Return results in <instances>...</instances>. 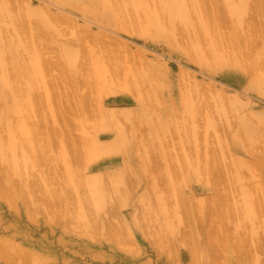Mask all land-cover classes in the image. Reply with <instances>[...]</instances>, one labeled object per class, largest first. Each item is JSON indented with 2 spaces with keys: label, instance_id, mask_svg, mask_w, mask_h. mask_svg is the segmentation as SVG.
Returning <instances> with one entry per match:
<instances>
[{
  "label": "rangeland",
  "instance_id": "obj_1",
  "mask_svg": "<svg viewBox=\"0 0 264 264\" xmlns=\"http://www.w3.org/2000/svg\"><path fill=\"white\" fill-rule=\"evenodd\" d=\"M63 1H66L67 3H64ZM92 1L93 4H91ZM117 1L115 0H105V1L104 0H10V1L8 0L6 1V2H12L10 4L11 7L12 6L13 7L11 10L9 9L11 13L13 12L12 15L14 13H17V10H19L20 8L22 9L21 5L24 6L23 8L26 9V11H24L23 9V13L25 12L26 15L22 13H20L19 15L18 13L21 10L18 11L17 13V16L20 17V27L22 29L23 27L25 28L24 31L21 32L20 36L18 35L17 37L19 38V41L16 42L17 40L16 36L15 38L12 36L16 34L17 31L20 32L21 29L17 24L18 20L16 19V17L12 16L11 18H4L5 23L1 24L6 28L1 27V31H0V35L3 36L0 37V41H2L0 42V44L1 43L3 44V46L2 44L0 45L3 48L1 49L0 47V55H2V57L4 56L2 62L0 60V68L3 69L2 73L7 74V76L11 79V82L14 80L12 82L15 86V87L13 86V88H15L13 89L15 90L13 91V93L18 94L20 92L22 93L21 95L22 97H26L25 94L27 92L28 93L31 92L29 96L31 97L30 98L31 100L33 98V103H34V106L32 107L31 111L32 113L35 114V116H33L34 117L33 120L36 119L39 121L42 120V124L44 123V125L45 124L48 125V126L47 125L43 126L41 124V129H44L43 127L46 128L47 126L49 128H53L59 133L63 131L64 127H66V130L64 132V134L65 133L67 134L66 138H68V140L72 144L73 143L75 144V142L77 141L79 142V140L76 141L75 139H80L81 136L83 135L82 133L83 131L88 132L87 136H91L92 135L91 133L93 132L92 128L95 127L96 123L98 122L99 116L102 117L103 114L97 115L98 117L95 115L98 114L99 112L96 109V105L97 107L99 106L98 104H96V102L98 103L99 101L100 105H102L104 107L103 109L105 110H115V107H118L119 109L116 108V110H119L120 112L127 111L129 109L132 110V112L134 111V114H138L139 102L137 101V99L144 100L147 104L149 101L154 102V100L150 99L147 95H149L148 93L151 94L153 93L154 87L156 85L155 82H157L158 84L157 86L161 85L162 88L166 87L164 85L169 83L170 85L169 88L171 90L173 88V91L174 90L182 91V89H184L182 85L184 82H185L184 84H186V80L188 78H185L186 80L184 78L181 79L182 74L179 72L180 71L182 72V70L183 73L188 71L186 73V76L188 74L189 76L190 74L192 76H195V77L190 76L189 77L190 80H192L193 78L196 82L199 83L198 86L201 87L202 85H211L213 87L212 94L217 97L223 96L225 102L221 103L218 100L221 104L217 103L213 101L212 99L214 97L213 96L209 99L211 101L212 107L206 106V108H204L199 113L193 114L190 118L185 117L184 119L180 120L181 121L180 123L175 118V122L174 124H172L173 126L170 125V131L173 129V131L170 133V144L179 145L177 144V141L179 142V138L178 135L176 134V131L179 130L181 133V140L179 146H182L183 149L181 150L180 147H174L175 152H177V150L179 149L180 152L191 154V152L194 151L195 145L197 144H198L197 150L200 152H202L203 150H207L208 148L211 149L212 153L207 154V157H210L212 154H215L217 159L221 161L222 166L220 167L221 168L220 174L221 176H224L221 179V182L223 183L221 185V188H222V192L228 193V199L223 200L224 204L221 205V208L219 209H211V208L207 209V202L209 203L213 201L208 196L210 193L206 192V193L198 194L196 195L195 200L199 201L200 197L203 196L204 200H200V202L202 201L203 203L204 201V203L203 204H201L200 202L195 203L194 200V202H192L193 204L191 207L192 209L190 208L191 209L190 214L187 213V217H189L190 215L191 217L190 220H193L190 221L189 224L191 225L192 224L191 222H193V225L190 226L189 224H186L187 220L185 218L187 217H185L186 215L184 214V212H181L180 209L178 210L179 220L177 219V217L174 219L176 223L179 221V223L176 224L173 221L172 219L173 217L169 212V210L171 209H169L168 206L165 205L166 199L167 202H169V200L172 199L171 194L173 193L172 191H171L172 193L169 192L171 198L165 197L168 195L167 191L171 190L169 188L170 187V184L168 183L169 180L165 179L167 178L165 173L163 174L162 172H159L160 174L166 176V177L163 176L164 177L163 179H160L161 177H159L157 181L156 180L152 181L151 179H149L151 181L150 182L145 178V176H141L138 179L134 178L136 179L134 180L132 177H135V175H133V172L130 171L132 173V177L130 179V181L132 180L131 183L133 182V184H135L137 182L138 183L140 182L139 183L140 185L138 184H136V186L133 185L135 187L130 185V187L132 186L133 192L131 193L129 189L128 190L129 196H125L124 200L122 201L128 200L131 201L133 204L132 205L120 204L122 205V208L120 207L121 209H118L119 211L116 210L115 214L108 211V209L105 211V208L92 209L94 205L90 204L92 206L89 205L87 206L85 205L86 200H84L88 196L87 194H89L90 196L87 197V199L92 198L91 193H88L90 192V188L88 187V185H87V188L89 189V190L87 189L88 192L85 188L86 184L88 183V180L84 178L86 179L85 181H87V183H84V180H82L83 182H79L81 184L77 183L78 184V186L76 185L77 188H72L67 184L64 178L65 172L68 171L67 165L70 166L71 169L70 171L72 174L74 172L76 174L77 172L74 170H78V169H80L79 170L80 172L83 170L84 172L82 171V173L87 177L93 176L94 173L96 174L101 172V170H97L98 168H88V163L86 162L88 160L87 159L88 157L86 158V160H82L81 156H83V158L85 159L84 153H86L85 148L87 149V147H85L84 145H86L88 140L87 139H86L87 141L85 140L86 142L85 144L83 143L84 141L79 142L82 143L83 146L80 147L78 146V148L83 151L85 150L84 152L81 151L83 153L82 155L79 154L81 161H83L81 163L78 162V160H80L79 158H77V161L75 162V160L72 158L75 155L71 156L69 160L70 162H68L67 159H69L68 157L70 156H68L67 154L69 155L73 153L76 154V152L79 153L80 151H74L73 149H71L72 148L71 147L70 148L71 151L69 150L70 151L69 152L67 149H65L66 145H62L64 143L58 142L57 144V141L59 139L58 140L56 139L57 141H55V144L57 145H55L53 142L55 139L53 141L51 140L54 146L52 145L53 146L52 148L50 147L48 148L49 150L48 149L45 150L47 154L44 152L45 154L43 153H42L43 155L40 154L39 155L40 157L37 155V157L39 158L32 157L36 155L31 156V154H33V152L31 153L30 151L31 148L30 149L25 148V146H23V141L21 140L24 139V141H26L25 137L24 136L22 137L23 135L22 121L20 120L19 122L20 124H19L16 121L17 119H15L18 118V114L11 112L8 113L7 115L5 114L0 115V134H2L0 140H3L2 141L3 144L4 145L6 144L7 146L6 145L5 146L8 147L9 136L15 134V136L19 138L20 135L19 139L20 141H22L21 143L23 148H25L24 150L25 151L29 150L28 153L27 152L25 153V151L24 153L29 156V152H30L31 158L28 161L27 165H22L23 161L18 160L19 158L16 157L17 164L18 161H20L21 164L19 163L20 164V166L18 165L19 168H17L16 166L17 169L15 167L13 169L12 167L13 165H11L12 169H10L9 161L15 158V157L14 158L11 157L15 156L16 154L17 156L20 157V155L23 154L20 152L22 150V147L19 146L18 144L20 143V141L19 142L16 141L17 143L15 142L17 144L16 146L17 150H14L13 153L16 151V154L11 155L12 153L11 150H13L15 146H12V149L11 147H9L10 149L8 148V150L6 149V147H4L3 153L1 152L2 155L4 154L3 157L6 159L3 160L7 161L8 163L6 162L2 163V158H3L2 157L0 159V169L6 175L11 174L12 176H10V179L12 178L13 181L15 180L13 184L12 181H10V184H12V189L14 190V192L13 191L12 192L14 194L15 200L13 201V203H9L5 201L0 195V241L3 240L5 242H9L15 245L17 248H21L29 252L30 254H33V256L39 257L41 261L45 264H264V205L261 206L262 208L261 210L258 211L259 212L258 215L256 211L258 207H256L257 209L255 210V207L253 208L249 204L248 198L244 193L245 188H241L237 186V184L231 183L229 178L227 182L225 177L227 173H228V177L230 175L231 176L234 175L233 173L236 169V164H235L236 161L242 160L244 162H247V160L249 159L247 157V151L244 152L234 147L235 145L233 143V138L237 137L239 139L237 140L239 145L243 142H246V138L248 136L247 128L249 127L248 123L252 125L257 124V119L255 118L254 114L251 116V113L253 112L260 113L259 111H264V94L262 93V95H258L257 93V88L259 87V85L264 87V78L260 77V76L262 77L264 76V64L263 66L260 65L262 67L260 66L259 68L257 67V69L260 70L259 73L258 74L256 73L255 75L254 72L258 70L257 69L255 70L254 68H253L254 72L252 71L253 72L252 74L251 71H245V69L237 72L233 71L234 68L230 64V59L232 58L235 59L234 57L235 51L233 52V55H230L229 50L231 49L228 47V44H225L228 43L230 39L234 40L233 38H235L234 41L240 40L242 41V46H244L243 41L246 40L248 35L243 34L245 33L246 27L245 26L241 27L242 26L241 24H243L244 22L243 20L246 19L245 20L246 22L244 23H247V21L249 20L247 17L248 16L247 11L249 9L247 8L248 10L246 9L242 15L243 17L246 15L244 17L245 19L240 18V21L237 22L235 18H232L229 12L227 13L226 9H228L231 5L239 4V1L229 0L227 6L224 0H219L218 2L221 4V11L225 10L224 13L222 14L225 16V17L223 16V18H226V21H223L224 24L222 22H217L220 25H222V27H220V25L218 24L219 25L218 28V25L216 23L217 27L213 25L214 28L211 29L214 30L218 28L219 29V31H217L218 34L221 29L222 33L220 35H216L217 32L215 33V31H214L215 34H213L215 36L212 35L214 39L216 36L220 37L221 39L216 38L217 41L215 40V42H212L214 39H212L211 34L209 35L208 32L207 34L205 32L206 36L207 37L209 36L208 39L210 38L209 40L211 41V42L209 41L208 43L205 42V38L204 40H202L200 37H198L200 36V34L201 36H205L204 32L203 34L202 32L201 33L199 32L200 30L198 27L197 29L199 31L196 29L192 33L195 35V33L197 34V32H199L200 34H198L197 37L201 40V41L198 40L199 42H196V45L197 43L201 42L200 43L201 46L200 44L197 45V47L199 46L200 53L196 52L195 54L196 56H195L193 53L189 51L191 47H194L193 46L194 43L193 44L190 43L189 40L190 38H192L191 35H189L191 32L188 33V36L186 35L187 37L190 36L189 38H187L184 35L185 33L180 35L181 34L180 32H177V34L180 33L179 34L180 36H177V34H173L168 38L159 36L156 33L150 31L149 28L147 29L145 21L142 18L143 15L139 13L140 11H137L139 9H136L135 7L133 8V4L136 0H132V1L128 0L129 2L126 0L124 1L121 0V2L123 3L120 2L118 4L115 3ZM0 2H2V0H0ZM142 2H144V4H149V5L154 4V3L151 4V2L148 3V1L146 0H142ZM155 2L157 1L155 0ZM82 3L85 4V5L83 4L84 6L86 7L88 6L89 8V10L88 8H86L85 11L86 13H82L78 9H73L74 5L79 6L78 4H81L82 6ZM19 4L20 6H16ZM104 4H106V6ZM113 4L119 6L118 7L119 9L113 8L114 7ZM123 5L126 6L128 5V7H124ZM130 5L132 8L129 7ZM16 7H20V8L15 9ZM122 7L124 8L123 10ZM45 8H47V10H44ZM48 9L51 10L56 15H61V16L65 15V17L72 16L71 18L76 20L79 24H84V25L88 24L87 26L91 28L92 32L100 33L99 34L101 35L100 36L101 38L99 37L100 39L96 37L98 39L95 38L96 39L95 40L93 37L94 41H96L95 43L89 42L91 44L89 46L87 42V46L89 47L92 46L91 49L95 50L94 54L92 53L93 51L91 53H86L84 51L86 47L85 46L84 49L82 48L83 52H81V54L80 52H77V56L80 57V60L78 59V57H75L74 64L73 63L69 64L68 57L65 53V46L63 45H65V40L71 38V36H67V37L63 36L64 30L66 29L52 28V30H54L53 32L51 30L52 22L47 24L42 23L41 16L47 17L48 13L41 14L39 12H43V11L49 12ZM114 9L115 10L118 9V13L119 11L121 12L123 11L125 15L123 13H119L120 15H118V13L116 14L117 11H114ZM51 11H50V15L48 14L49 16H51ZM121 16L122 18H120ZM69 17L68 19H71ZM12 18H13V23H11ZM26 20L29 23L32 20L34 25L33 23L28 24ZM192 20L193 22L195 21L194 19H191V21ZM205 20L202 18L203 21L202 23L204 24L207 23V25L206 24L205 25L209 27L210 23L212 22L208 23L209 21L207 20L206 22H204ZM35 22L36 23L39 22V23L36 24ZM60 25L62 27L64 25V22H62ZM120 25L123 27H120ZM195 25L196 22L194 26ZM13 27L16 28V32L14 33L12 32ZM68 28L69 30L72 29V27L70 26ZM5 29L6 30L9 29V30L6 31ZM26 30L28 32L30 31L29 33L31 35H29ZM36 30L37 32L38 30H40L39 32H41V34H44L45 32L50 33V37L48 34L45 33L46 35L38 34L39 36L38 38V36L36 35L37 33L36 34L33 33ZM57 30H62L63 31L61 32L62 35L59 33L60 31ZM69 30L68 32H65L66 33L64 34L65 36L71 33L69 32ZM32 33L35 35H33ZM55 34L56 36H54ZM32 35L34 37L36 36V40L34 39V37H31ZM90 36L91 35H89V37ZM94 36L96 35L94 34ZM102 36H104L106 39L112 38L113 41L116 42L111 43L108 40L109 42L108 43L107 40L104 39V37ZM5 37L8 38L13 37L12 40H15L16 43L15 42L12 43V45H10L11 48L8 47L5 44V40H7ZM176 37L179 40H176ZM228 37L230 39H228ZM194 39L196 40V38ZM251 39L252 38H250L249 40ZM97 40H101L105 44L107 42L106 46L105 44ZM221 40L224 41L225 43L223 42L221 43ZM188 41L189 44H187ZM97 42H99V44ZM216 42H220V45L218 44L219 46H216L217 44ZM39 43L40 45L43 43L46 45L48 44L47 46L49 48L46 45L39 47L40 46ZM92 43L94 44V46ZM212 43L214 44L216 43V44L213 45ZM102 44L105 47H103ZM108 44H110L109 46L110 48L112 47L111 46L112 44L114 46L115 44H117L116 45L117 47L115 46L112 47L114 49H109V47H107ZM190 44H192V46ZM248 44L249 42L246 45ZM259 44L261 46L264 45L258 42L257 45ZM96 45L97 46L101 45L103 49L107 47V50L105 49L106 53L110 51L111 54L108 55L109 54L108 53L107 54L108 56H106V54H103V56H101L99 53L101 52L100 49L102 48L98 46L100 48L99 49ZM246 45L245 47H241L239 50L243 51V53H246L247 55H250L248 60H250L252 57H255L253 53L257 50L258 51L255 52L254 54L258 56H263L264 46L262 48L258 47L260 49L259 50L258 48H256L257 47L256 43L251 45L252 47ZM255 45L256 47L254 48L257 50L252 49L253 46ZM36 46H38V48ZM44 47L47 48V50ZM197 47L195 46L196 51H197ZM125 48L128 50L126 51L128 54L124 53L125 52L124 50H126ZM190 50L193 51L194 49H190ZM39 51L40 53L41 51L44 52L39 55L38 54ZM238 51L236 52V55L238 54ZM84 52L86 53L85 55L86 57L84 56L85 54ZM87 52L89 51L87 50ZM112 53L115 55H113ZM137 53L140 54L141 56L139 57ZM78 54H80L81 56ZM221 54L224 55V57H226L227 60L229 59L228 60L229 67L228 69H226L227 68L226 67L225 68L226 70H224L227 72L211 71L213 68H209L210 66H213L214 63H215L214 66H217L215 61L219 60L220 62H223L221 59H219V57H222ZM92 55L94 56L96 55V58L99 55L98 58H100V60L103 61V62L99 61L100 62L99 66L102 67V69L103 68L106 69L105 72L103 69V78L105 77L106 79L105 81H107V83L100 82L98 81V79H96L95 77L96 72L94 73L95 71L94 67L95 65L97 67L99 63L95 61L94 63L92 61L94 60V58L91 57ZM111 56L112 59H110ZM214 56H215L214 59H216L215 61H213ZM108 57L110 58L108 59ZM190 57L192 58L190 59ZM195 57L196 58L198 57L197 61L199 60V63L196 61L198 64H196L195 61H192V59H195ZM42 58L46 59V62H42L41 61ZM199 58H201L202 60H200ZM115 59L116 61L115 62L113 61L115 63L113 65L115 66L113 67H116L117 69L118 68L117 66L120 65L119 71H117L114 68L118 72V76L120 75L118 80L116 79L117 76L116 72L114 73L113 70L111 69V72L116 74L114 75L113 73L110 72L113 77L112 79V77L110 76L111 74L109 75V71H108L110 70L111 64L113 63L112 60ZM66 61L68 65L66 64ZM76 62H78V64ZM91 62L92 64H88ZM109 62L112 63L109 64ZM139 62L140 63L142 62L141 65ZM93 63L95 65H93ZM127 68L128 70H126ZM136 70L137 71L139 70L138 76L136 75L137 73L134 75ZM125 71L127 73L126 75L124 74ZM0 74H1V69H0ZM124 77L128 82L126 80L125 81L123 80L125 79ZM137 79L138 80L141 79V82L145 85V87L146 85L148 86L147 88L148 90L143 89L144 93L140 91L141 90L140 88H143L142 87L143 85ZM154 79L156 80L154 81ZM180 79L182 82V84L180 83L181 85L179 84ZM74 80L76 81V83L73 82ZM109 80L112 81L110 82ZM113 80H116V83L117 85L118 84L120 85V86L118 85L120 88L116 85V83L114 84L112 83L115 82ZM119 80L121 81V83H119L120 82ZM61 82H63V85ZM64 83L66 86L68 84V87L66 88H69V90L67 89L69 93L66 92L69 95V97H67V99L65 100H63L64 97H62L63 95L66 94L65 91H64L65 94H62V96H60L61 94L60 95L57 94L59 90L60 92L66 90L64 87H62L64 86ZM122 83L123 84L125 83L124 87L126 86L127 88V89L125 88L123 89L126 92L128 100L121 101L118 99V101L115 100L117 103L113 104L114 102L111 101V98L113 97L112 94H108V95L103 94L104 95L103 96L102 94H100V92L98 93L99 89H97V87L99 85L103 86L104 84L106 89L107 87H109L111 92L115 93L122 88L121 87ZM189 83L190 82L188 79L187 84ZM132 84L134 86L135 92L133 91L134 93L132 92L131 94L130 91L134 90ZM112 85H116L117 87ZM127 85H131L132 90L128 89L130 87L129 86L127 87ZM186 87L188 88L189 86ZM170 89L168 90V92L165 93L163 92V94H165V98L161 96L160 94L161 91L158 92L159 93L158 96L163 100L166 101L170 100L171 102H174L175 99L171 100L174 97L171 96L170 98V96H168L169 93L171 92ZM215 89L219 91L217 95L214 93ZM196 90L197 88H195V91ZM173 91L172 94H174ZM198 92H200V95H204V96L209 94V93L207 94L205 90L203 91L204 93L202 92V94L201 91L198 90ZM97 95H100V99ZM105 95L107 98L105 97ZM101 96L103 97L101 98ZM96 99H98V101H95ZM207 99L206 101L205 100L204 101L209 102ZM82 100L87 101V102L84 101L85 102L84 110H86L84 114L85 116H89L87 117L88 120H86L87 125L85 127L83 126V129L79 127L78 125L79 120H77L79 118L76 119V117L79 116H77V114L74 112V110L77 112L80 106H83L84 102ZM122 102H123V106L120 105ZM78 103L79 104L82 103V105L81 104L79 105ZM1 104L3 105L4 101H2V103L0 102V105ZM87 104L90 105L91 107L86 106ZM75 105L79 106V108L77 107L76 109ZM85 107L89 109L87 110V108L85 109ZM132 107L134 110L132 109ZM23 108L24 107H22L21 109L24 110ZM59 110L60 111L62 110L64 116H66L67 119H69L68 121L69 124H67V126L62 122V119L59 117L58 114L59 112H57ZM89 110L96 112V113L93 112L96 118L94 117L92 112H89ZM139 115L140 118L138 117V119H136L137 122L135 120V123L140 124L139 126L138 125L137 126L140 127V131L143 130L145 132V136L146 134L148 135L149 132L156 131V129L153 128L154 126L150 123V121L148 122V119L145 116L143 117V115L140 113ZM20 116L21 115H19V118ZM141 118H142L141 120L142 122L140 121ZM143 118H145L146 121H144ZM251 118H253L254 121H252ZM76 120L78 121L77 124L78 127L76 126L77 123ZM124 121H127L128 124H130L131 122L127 119H124ZM8 122L10 124H8ZM28 123H30V120ZM91 124L92 125L95 124V125L92 127ZM176 124L179 125V128H177ZM144 125L150 128L151 131H149V129H147ZM15 126H17V128H15ZM133 127L134 126L132 125L131 128ZM11 128L16 130V131L14 130L15 133L14 132L12 133L13 130H11ZM131 128L128 129L130 130ZM6 129H8V131L10 130L12 134H10L9 131L8 132L9 136H8ZM262 132H264V128H262ZM34 134H30L29 137L31 138V140L33 139L37 140V135L39 133L36 135V139L34 137ZM193 135H196L195 141L193 139ZM39 137L40 138L42 137V139L40 140V138H38V142H40V144L44 146L43 145L44 137L43 136H39ZM18 138H16V140H18ZM50 138L53 139L54 137L52 136ZM152 138L153 139L151 140L153 142L154 140H156V142L158 141L157 138L154 137ZM184 138H188L189 141L184 140ZM258 138L260 142L262 140L264 141V137L259 136ZM34 143H36V141H34ZM146 143L148 142L146 141ZM59 144H61V146L64 147H62L61 149ZM74 144L72 145L73 147L76 146V144L75 145ZM24 145L27 144L24 143ZM20 147L21 150L19 151ZM81 147L83 148L81 149ZM244 147H248V144H246ZM156 148H154L155 151L153 150L154 152H156L154 153V155L157 154L155 157L159 159L161 157H159L158 155H160L161 152L160 149L159 151H157L158 148L157 149ZM60 149L62 150L61 153H59V151H61ZM88 150H90V147L89 149H87V151ZM6 153L7 155H5ZM18 153L21 154L18 155ZM62 153H65L68 157L63 159V156L65 154L63 155ZM86 154L87 155L85 156H88V152ZM71 160H73V163L74 162L75 163L78 162V163L73 164L74 166H72ZM84 161L87 163L86 165L84 164ZM130 161H132L130 162L132 164L134 159H130ZM83 165H85V168L82 167ZM133 166L134 165H132L131 167ZM194 170H196L197 172V167H195ZM239 170H244V169L239 168ZM2 171H0V173ZM107 171L108 169L105 170V172ZM3 172L1 174H4ZM80 172L77 173V176L78 174H80ZM130 175L131 174L129 173L128 176L130 177ZM179 175L181 174H178V176ZM243 175L246 176L247 175L246 172H244ZM75 176L74 179L76 180V178H78L77 181H79V177L77 176L75 177ZM141 178L143 179L141 181H138ZM249 178L251 179V177ZM167 183L169 184L168 187L166 186ZM191 183L193 182L191 181ZM225 185L227 186L225 187ZM14 186L17 188L20 187V189L17 190V188H14ZM164 188L167 190H165ZM172 189L175 190L173 187ZM163 190H165L167 193L163 192ZM85 192L87 193L85 194L87 196L83 194ZM56 194L62 197L60 201H57L58 199L56 198L58 196ZM55 195L57 197H55ZM162 195H164V197ZM140 196H143L144 198H141ZM119 200L121 203L122 201L120 198H118V201ZM90 201L88 200V202L87 201L86 202L90 203ZM144 201L147 204H143L145 203ZM173 201H172V205H176V202H178L177 200L174 202ZM112 203L114 202L112 199H110L109 204L111 205ZM87 212H89V214L82 216L84 213ZM140 222H142L143 225L140 226L139 224ZM168 223L170 224V226ZM256 243H259V245L256 246ZM255 247H257V249ZM213 251L214 253L211 255L210 252ZM33 258L34 257L32 256L29 257L28 261L26 260V263L27 264L28 262L29 264L34 263ZM0 264H3L1 260H0Z\"/></svg>",
  "mask_w": 264,
  "mask_h": 264
},
{
  "label": "bare ground",
  "instance_id": "obj_2",
  "mask_svg": "<svg viewBox=\"0 0 264 264\" xmlns=\"http://www.w3.org/2000/svg\"><path fill=\"white\" fill-rule=\"evenodd\" d=\"M6 1H8V0H2V2H0V31H1V27H5V26L1 25V24L5 23L4 18H11L12 16L16 17V19L18 20L17 24L19 25V28H21L20 27V17L17 16V13H18V11L21 10L22 12L20 11L18 14L19 15H20V13L25 14V12L23 13V9H24V11H26V9L23 8L24 6H22V5H21L22 9L20 7H16L15 9H17V8H20V9L17 10V13H14L12 15L13 12L11 13L9 11V9L11 10L12 7H13V6L11 7V4H10L12 2H6ZM115 1H117V0H115ZM126 1H128V0H126ZM146 1H148V3L151 2V4L152 3H154V4L153 5L144 4V2H142V0H136L134 2V4H133V8L135 7L136 9H139L137 11H140L139 13H141L143 15L142 18L145 21L147 29L149 28L150 31H152L153 33H156L157 35L162 36V37H166V38L172 36L173 34H177V32L181 33V34L178 33L177 36H180V35H182L184 33H185L184 34L185 36L186 35L188 36V33L191 32L189 35H191L192 38H190L189 40H190V43H192V44L194 43L195 45L193 44L194 47H191L192 44H190L191 46H189V47H191L190 49H194L193 51H195V52H193L190 49H189V51L191 53H193L194 55L196 54V52L197 53L199 52V46L197 47V45L200 44L201 42L197 43V45H196V42H199L201 40L198 37H200L202 40H204V38H205V42L208 43L210 41L209 40L210 38L208 39L209 36L208 37L206 36L207 32L209 33V35L211 34V36H212L217 31H219L218 28H219L220 24L217 23V22H222L223 23V21H226V18H223L224 15L222 14V13H224L225 10H222L223 12L221 11V4L218 2L219 0H159V1L156 0L157 2H155V0H153V2H152V0L151 1L150 0H146ZM228 1L229 0H224L225 4L227 6H228ZM238 1H239V4L231 5L229 8L227 7L229 10L228 9H226V10H227V13L229 12V14H231L232 18H235L236 21L239 22L240 18L245 19L244 17L246 15L244 17L242 15H243V13L245 12V10L247 8L249 9V10L247 9L248 10L247 11L248 12V16L247 17H248L249 20L247 19L248 20L247 23H244V22H246L245 21L246 19H245V20H243L244 21L243 24H241L242 25L241 27H244V26L246 27L245 33H243V34H247L248 37L245 35L247 38H246V40L243 41L244 42V44H243L244 46H242V41H240V40L234 41L235 38H233L234 40H232L229 37H228V39H230V41L228 43H225L222 40H221V43L223 42L225 44H228V47L231 49V50H229L230 51L229 52L230 55H233V52L235 51V54H234L235 59H233V58L230 59V64L234 68L233 71L237 72V71H241V70L245 69V71H251V74H252L254 72L253 71L254 69L256 70L257 67L259 68L260 65L263 66V64H264V53H263V56H258V55L254 54L255 52L258 51L257 49L254 48V47H256L257 43L260 42V43H262V45L264 44V0H238ZM63 2L67 3L66 1H63ZM120 2H121V0L117 1L115 3L118 4ZM121 3H123V2H121ZM236 3H238V2H236ZM83 4L84 3H82V6H81V4H78L79 6L74 5L73 9H78L82 13H86L85 11H86V8H88V6L86 7V6H84L85 4L84 5ZM91 4H93V1H92ZM104 5L106 6V4H104ZM113 5H114L113 8H115V9L119 7L116 4H113ZM154 5H156V6H154ZM16 6H20V4L16 5ZM123 6L124 7H128V5L127 6L123 5ZM129 7L132 8L131 5ZM100 9H101V6H100ZM115 9H114V11H117L116 12V14H117L119 8L117 10H115ZM123 9L124 8L122 7V10ZM44 10H47V8H45ZM88 10H89V8H88ZM50 11L51 10H49V12L48 11H43V12H39V13H41V14L48 13L50 15ZM14 12H16V11H14ZM52 13L53 12L51 11V16H49L48 14H47V17L41 16L43 24H47V23H51L52 22L51 23L52 27L50 25L51 30H52V28H54V29H56V28L57 29H66L67 31L64 30V34H66L65 32H68V30H69L68 27L69 26L72 27V29L69 30V32H71L69 35L67 34L65 36L63 34L64 37L71 36V38L65 40V45H63V46H65V53H66V55L68 57L69 64H71V63L74 64L75 57H78L77 56V52H80V54H81V52H83L82 48L84 49L85 46L86 47H85L84 51L86 53H91L93 51L92 53L94 54L95 50L91 49L92 46L89 47L91 45L89 42L95 43L96 41H94V39L96 37L99 38L101 36V35H99L100 33L92 32L91 28L87 26L88 24L87 25L79 24L76 20L71 18L72 16L71 17H69V16L65 17V15H63L65 13L62 14L63 16L56 15L55 13L52 14ZM119 13H123V11L122 12L119 11ZM119 13H118V15H120ZM22 14H21V16H22ZM68 17L73 19V20L68 19ZM120 18H122V16ZM202 18L204 20L206 19L207 21H209L208 23L212 22V23H210L209 27L206 26L207 23H205L206 25L204 23H202L203 22ZM32 19H33V17H32ZM191 19H194L195 21L193 22V20L191 21ZM35 20H37V19H35ZM206 20L204 22H206ZM22 22H24V21H22ZM26 22H27V20H26ZM60 22L61 23L64 22V25L62 27L60 25L61 24ZM189 22H190V24H189ZM191 22H193V23H191ZM195 22H196V25L194 26ZM11 23H13V18H12V22ZM27 23L30 24V23H33V22L31 20L30 23L29 22H27ZM38 23H36V24H38ZM216 23H217V25L219 24L218 28H216L217 27ZM33 25H34V23H33ZM197 25H199V26H197ZM213 25L216 26L215 28L218 29V30H216V29L212 30L214 28ZM26 27H27V25H26ZM120 27H123V26L120 25ZM198 27H199L200 31L197 29ZM220 27H222V25H220ZM24 29L25 28L23 27V29L22 28L20 29V32L19 31L16 32V28L13 27L12 28V32L13 33L16 32V34H14L12 36L14 38L16 36V38H17L18 35L20 36L21 32L24 31ZM196 29L200 33L202 32V34H203V32H204V34L206 32L205 36H201V34L199 32H197V34L195 33V35L192 34L194 32V30H196ZM8 30L9 29H7L6 31H8ZM32 30H34V29H32ZM51 30H49V31H51ZM247 30L249 31V33H248ZM39 31L40 30H38V32H37V30H36L33 33H35V34L37 33L36 35L38 36V34H41V32H39ZM52 31L54 32V30H52ZM57 31H60L59 32L60 34H61V32H63L62 30H57ZM214 31H215V33H214ZM221 31L222 30L220 29L219 34L217 32L216 35H220L222 33ZM29 32H28V34L31 35ZM53 32H52V34H53ZM42 33H44V32H42ZM35 34H33V35H35ZM44 34H41V35H44ZM46 34H48L49 37H50V33H46ZM94 34L96 36H94ZM198 34H200V36L197 37ZM33 35L31 37H34ZM89 35H91V36L89 37ZM192 35L195 36V37H193ZM54 36H56V34ZM213 36H215V35H213ZM213 36H212V39H214ZM0 37H3V36L0 35ZM93 37H94V39H93ZM102 37H104V36H102ZM189 37H187V38H189ZM243 37H244V35H243ZM5 38L7 39V40L4 39L5 40V44L8 47H10V45H12V43L15 42V40H12L11 37H9V38L5 37ZM38 38H39V36H38ZM98 38H96V39H98ZM194 38H196V40ZM216 38H220V37L216 36L215 39L212 42H215ZM250 38H252V39L249 40ZM34 39L36 40V36L34 37ZM92 39H93V41H92ZM104 39H106V38L104 37ZM192 39H194V40H192ZM88 40H90V41H88ZM106 40H107V42L109 40L111 43L112 42H114V43L116 42V41H113L112 38H110V39L107 38ZM176 40H179V39H177V37H176ZM17 41H19V38H17L16 42ZM97 41L102 42L101 40H97ZM0 42H2V41H0ZM87 42H88L89 46H87ZM99 42H97V43L99 44ZM107 42H106V44H107ZM205 42H203V43H205ZM239 42H241V43H239ZM245 42H246V44L249 42V44L246 45ZM44 43L41 44V45L39 43V45H40L39 47L46 45ZM216 43H215L216 46L220 45V42H216ZM254 43H256V45L253 46L252 49L257 50V51H255L253 53V55L255 57H252L250 60H248L250 55H247L246 53H243V51H240L239 49L241 47H245V45L246 46H251ZM103 44H105V43H103ZM103 44H102V46H103ZM106 44H105V46H106ZM110 44H108L107 47H109ZM113 44L111 45L112 47H115L117 45V44H115V46H114ZM187 44H189V41H188ZM212 44L215 45L214 43H212ZM2 46H3V44H2ZM2 46H0L1 49H3ZM93 46H94V44H93ZM98 46H100L102 49H103V47H105V46L102 47L101 45H98ZM195 46L197 47V51L195 50ZM200 46H201V44H200ZM263 46H261L259 44V45H257L256 48H258V47L262 48ZM36 47L38 48V46H36ZM87 47H88V49H87ZM107 47L104 48L103 50L98 47L101 50V52L99 53L101 56H103V54H106V56L111 54L110 51H108L109 54L106 53ZM112 47L111 48L109 47V49H114ZM45 49L47 50V48H45ZM86 49L89 52H87ZM124 51H125L124 53L128 54L126 52V51H128L127 49L124 50ZM237 51H238V54L236 55ZM43 52L41 51V53H43ZM41 53L39 51L38 54L40 55ZM86 53L84 54V56L86 55ZM80 54H78V55H80ZM95 54H96V52H95ZM113 55H115V54H113ZM137 55H139V57L141 56L138 53H137ZM221 56L222 57H219V59H221L223 62H220L219 60L215 61L216 60V59H214L215 56L213 57V61L216 62L217 66H214L215 63L213 64V66H210L209 68H213L211 71H213V72L221 71L222 72V71L228 69V67H229L228 66V60L229 59L227 60V58L224 57V55H222V54H221ZM3 57H2V55H0L1 62H2ZM91 57L94 58V60H92L93 62L95 61V62L99 63L97 65V67L94 64L95 62L93 63V65H95V67H96V69L94 67V70H95L94 73L96 72L95 73L96 79H98V81H100V82L107 83V81H105L106 80L105 77L103 78V69L104 68L102 69V67L99 66L100 65L99 61H102V60H100V58H98L99 55L97 56V58H96V55L95 56L92 55ZM109 58L110 57H108V59ZM191 58L192 57H190V59ZM78 59L80 60V57H78ZM110 59H112V56H111ZM197 59H198V57L197 58L195 57V59H192V61H195V63L198 64L199 60L197 61ZM199 59L202 60L201 58H199ZM41 61L42 62H46V59L42 58ZM113 61L115 62L116 59L112 60V62ZM112 62H109V64L112 63ZM114 62L111 64L110 70H108L109 71V75L111 73H113V72L114 73L116 72L117 76H118V72L117 71H119V68H120L119 66L120 65H118L117 66L118 68L116 69V67H113V66H115V65H113V64H115ZM76 63L78 64V62H76ZM141 63H140V65H141ZM66 64L68 65L67 61H66ZM88 64H92V62L88 63ZM202 65H204V64H202ZM262 66H260V67H262ZM82 67H83V65H82ZM0 69H1V74H0V100L2 98V100L0 102L2 103V101H4V104L0 105V109H1L0 110L1 114L0 115H4V114L7 115L8 113H11V112H14L15 114H18V118H15V119H17L16 121L18 123L20 122V120L22 121V128H23L22 137L24 136L25 140H26V141H24V139H21L23 141V146H25V148H28V149L31 148L30 151H31V153L33 152V154H31L29 152V156L26 155L25 153L26 152L28 153L29 150L28 149H27L28 151L24 150L25 148H23V146H22V143H21L22 141H20V139H19L20 135H19V138H18V137L15 136V134H12L13 132L15 133L16 130L11 128V130H13L12 133H11L10 130L9 131H10V134H12L13 137L15 136L13 138L12 136L8 135L9 131H8V129H6L7 135L9 136V138H8V143L9 144L7 143L8 147H6L7 145L5 144L6 145L5 146L3 144V142H2L3 140H0L2 142V144L0 142V147H1L0 150H2V151H0V159L4 156V154L3 155L1 154V152L3 153V151H4V147H6V149L8 150L9 147H11V149H12V146H15V148L13 147L14 149L11 150L12 153H13L14 150H17L16 149V146H17V144H16L17 142L16 141H18V142L20 141V143H18V144H19V146L22 147V150H21V147H20L19 151L21 150L20 152L23 153L22 155H20L21 153L20 154L18 153V155H20V157H22V158H20L19 156H17L16 151L13 154L10 152L11 155L16 154L15 156L11 157V158H14V157L15 158L11 159L10 160L11 162L9 161L10 169H12L11 165H13L12 166L13 169H14V167L16 168V166H17V168H19L21 163H20V161H18V164H17V161H16L17 158L16 157L19 158L18 160H22L23 161L22 165H27L28 161L31 158L30 154H31V156L32 155H36V156H32V157H37V155L39 156L40 154L41 155L45 154L46 153L45 150H47L50 147L52 148L54 146V144H55V141H57L58 139L59 140L57 141V144H58V142H62V143H64L62 145H66L65 149H67L68 151L72 147L71 149H73L74 151H80L79 153L76 152V154L82 155L83 153L81 151H83V150H80L78 148V146L80 147V146H83V145H82V143H79V142L84 141L83 143L85 144L86 143L85 140L87 139L89 144L87 142L86 145H84V146L87 147V149H89V147H90V150L87 151V149L84 147L85 150H86V153L88 152V156H85L87 154L84 153L85 159L83 158V156H81L82 160H86V158L88 157L87 158L88 160L86 161L88 163V168H98L97 170H101V172L100 173H96V174L94 173L93 176L87 177V176H85L82 173L83 170L80 172L79 171L80 169H78V170H74L77 173L80 172V174H78V176H77V173L75 174L74 171H73L74 172L73 174L71 173L70 166L67 165V170L68 171L66 170L67 172H65L64 178H65L67 184L70 187H72V188H77L76 185L78 186V184H81L79 182H83L82 180H84V183H87V181H85L86 179L88 180V183L86 184L85 188L87 190L88 189L87 185H88V187L90 188V192H88L89 189L87 190V192L91 193V195H92L91 197L92 198H88L87 199V197H90V196L86 192L83 193V194L84 195L85 194L88 195V196L85 195L87 197L84 200H86L87 202H88V200L89 201L91 200L90 203H87L85 201V205H87V206L88 205L89 206L94 205V207H92V209L93 208H100V209L101 208H105V211L108 209V211H110V212L115 214L116 210L119 211L118 209L122 208V205H120V204H130V205H132L133 203L131 201H128V200L127 201H122V200H124L125 196H129V193H128L129 189H130L131 193L133 192L132 191V186L133 185H135V186H136V184L140 185L139 184L140 182L138 183L137 181H136L137 183H135V184H133V182L131 183V181H132V180L130 181V179L132 177V173L131 172H133V175H135V177H132L133 179L134 178L138 179L141 176H145V178L147 180L151 179L152 181L153 180L157 181L159 177H161L160 179H163L164 178L163 176H165V175L167 176V178H165V179H168L170 181V182L168 181V183L170 184L169 188L171 190H168L167 191L168 193H167L165 191L167 189L164 188L165 190H163V192H165V193H167L169 195V196L168 195L165 196L166 198L170 197V193L169 192H171V191L173 192V193L171 192L172 193L171 194L172 195V199H170L171 198L170 197L169 198L170 199L169 202H167V199H166V204H165V205L168 206L169 209H171V210H169V212H170L171 216L173 217V218L171 217L173 219V221H174V219L176 217L178 219V217H179L178 210L179 209H180L181 212H184V214L186 215L185 217H187V213L190 214V211L192 209L191 207L193 205L192 202H194L195 197L198 194L206 193V192L210 193L208 196L213 201L209 202V203L206 201L207 202V209L208 208L219 209V208H221V205L224 204L223 200H227L228 199V193L222 192V188H221V185L223 184L221 182V179L224 177V176H221V174H220V172H221V168L220 167L222 166L221 165V161H219L217 159L215 154H212L210 157H207V154L212 153L211 149L208 148L207 150H203L202 152H200V151L197 150V145H198L197 144V145H195L194 151L191 152V154H187L185 152H180L179 149L177 150V152H175L174 147H180L181 150L183 149L182 146H179L180 145V140H181V133H180L179 130L176 131V134L178 135V138H179V142L177 141V144H179V145L170 144V133L173 131V129L170 131V125L174 124L175 118L180 123L181 122L180 120L184 119L185 117L190 118L193 114H196V113H199L200 111H202L204 108H206V106L212 107L211 101L209 99L214 96L212 94L213 93V87L211 85H202V87L198 86L199 83L196 82L193 78H192V80H190L189 77L192 76L191 74H190V76H189V74L186 76V73L188 71L185 72V73H183V70H182V72L181 71L179 72V73L182 74L181 79L182 78H184V79L188 78L189 82H190L189 84H187L188 79L187 80L185 79L187 85L184 84L185 82L183 83L182 87H184V89H182V91H175V90L173 91V88L171 90L169 88V86H170L169 83L165 84L164 86H166V87L162 88L161 85L157 86L158 84H157V82H155L156 85L154 87L153 93L152 94L148 93L149 95H147L150 99H153L154 102H150L149 101L148 104H147L144 100L137 99V101L139 102L138 103V114H134V111L132 112V110H129V109L127 111L120 112L119 110H116V108H118V107H115V110H105V109H103L104 107L102 105H100L98 99H96L95 101H98V103L96 102V104L99 105L98 107L96 105V109L99 112H98V114H95V115L96 116L100 115V114L101 115L103 114V115H102V117L99 116L98 122L96 123V125L94 124L95 127H93L94 126V125H92L93 123L91 124V126L93 127L92 128L93 132L91 133L92 134L91 136H87L88 132H86V131L84 132L83 131L82 132L83 135L81 136L80 139H75L74 138L76 141L79 140V142L77 141L78 143L75 142V140H74V142L76 144V146H74L75 147L74 148L72 146L74 143L72 144L68 140V138H66L67 134L66 133L64 134V132L66 130V127H64L65 129L63 128V131L59 133L58 131L54 130L53 128L47 127L48 126L47 124H45V125H47L46 126L47 129L45 127H43L45 125H44V123L42 124V120H40L41 122L39 120H37V119L33 120V118H34L33 116H35V114L32 113V111H31L32 107L34 106L33 98L31 100L30 99L31 97L29 96V94L31 92L30 93L27 92L25 94L26 97H22L21 96L22 93H20V92L18 94L17 93H13V91H15V90H13L15 88H13L14 84L12 83L14 80L11 82V79L7 76V74H3L2 73L3 69L2 68H0ZM111 69L113 70V72H111ZM126 70H128V68ZM259 70L254 72V75L256 73L258 74ZM105 71H106V69H104V72ZM138 71L136 70L134 75L137 73L136 75L138 76L139 75ZM140 72H141V69H140ZM224 72H227V71H224ZM248 73H250V72H248ZM124 74L125 75L127 74L126 71L124 72ZM114 75H116V74H114ZM110 76L112 77V74ZM110 76H109V79H110ZM117 76H116V79L118 80L120 75L118 77ZM184 76H186V77H184ZM192 77H195V76H192ZM260 77L264 78V76L263 77L260 76ZM62 78H60V79H62ZM112 79H113V77H112ZM181 79H180L179 84L180 83L182 84ZM123 80L125 81L126 78L123 79ZM155 80L156 79H154V81ZM109 81L111 82L112 80H109ZM113 81H115V82H112L113 84L116 83V80H113ZM119 81H117V82H119ZM138 81L141 82V79L138 80ZM73 82L76 83L75 80ZM163 82H165V81H163ZM61 83L63 85V82H61ZM119 83H121V81ZM141 84L143 85L142 86L143 88H140L141 90L140 89L139 90L144 93L143 89L146 90L148 88V86L146 85V87H145V85L142 82H141ZM116 85H117V83H116ZM116 85H112V86L117 87L119 84L117 86ZM124 85H125V83L124 84L122 83V86H121L122 88L119 89L117 92H115L116 95H115L114 92H111L109 87H107V89H106L104 84H103V86L99 85L97 87V89H99L98 93L100 92V94H102V95L103 94H106V95L112 94L113 97L111 98V101L114 102L113 104H115V103H117L115 100L118 101V99L121 100V101L122 100H124V101L128 100L126 92L123 89V88H125V89H127V88H126V86L124 87ZM185 85L189 86V87H191L193 89H191L189 87L187 88ZM128 86L130 87L128 89L132 90V87L134 89L133 84H132V87H131V85H127V87ZM150 86H153V85H150ZM62 87H64L66 90H63L64 89L63 88L62 89L63 91H61L63 93H61L60 90H59L57 94L58 95L61 94L60 96H62V94H65L66 92L69 93L67 91V89L69 90V88H66V87H68V84L66 86L65 83H64V86H62ZM140 87H141V85H140ZM195 88H197V90H196L197 92L195 91ZM169 89H170L171 92L169 93V95L168 94L167 95L170 96V98H171V96H173L174 98L171 99V100L175 99L174 102H171L170 100H168V101L163 100L162 98H160L158 96V94H159L158 92L161 91V93H160L161 96L163 98H165V94H163V92L164 93L168 92ZM136 90H138V89H136ZM198 90L201 91V94H202V92L204 90L206 91L207 94L208 93L209 94L205 95L206 96L205 97L204 95H200V92H198ZM64 91H65V93H64ZM133 91L135 92V89L130 91L131 94H132ZM172 91H173L174 94H172ZM67 93L65 94L66 97H65V95L62 96V97H64L63 100H65V99H67V97H69V95ZM214 93L217 95L219 93V91H217L215 89ZM257 93H258V95H262V93L264 94V87L259 85V87L257 88ZM146 94H144V95H146ZM106 95H105V97H106ZM54 96H55V94H54ZM97 96L100 99V95H97ZM103 96H101V98ZM201 96H204L205 99H204V97H201ZM133 98H135V97H133ZM203 99L205 101L207 99L209 102H205ZM212 99H213V101H215L217 103H220V102L224 103L225 102V99H224L223 96H221V97L214 96ZM48 101H49V98H48ZM82 101H79V102H82ZM85 102H87V101H85ZM85 102L83 103V106H80V108H79V106L75 105L76 109H77V107L79 108V110H77L78 113L74 110V112L77 114V116H79V117H76V119L79 118V119H77V120H79V124H78V121L76 120V122H77L76 126L78 127V125H79V127L81 129H83V126L85 127L87 125L86 120H88L87 117H89V116H85V114H84L86 112V110H84ZM123 102L121 104L120 103H118V104L123 106ZM172 103H173V105H172ZM217 103H216V105H217ZM71 104H70V106H71ZM80 104L82 105V103H80ZM130 104H132V103H130ZM86 106L91 107L88 104ZM22 107H24L23 108L24 110L21 109ZM86 108L87 107H85V109ZM88 109L89 108H87V110ZM132 109H133V107H132ZM57 112H59L58 114H59V117L62 119V122L64 124H66V126H67V124H69L68 123L69 119H67V117L64 116V113L62 112V110L61 111L59 110ZM74 112H73V115H74ZM89 112H92V114L94 115L93 112H95V111H90L89 110ZM259 112L260 113H257V112L251 113V116L254 114L255 118L257 119V124L252 125V124L248 123L249 127L247 128V130H248L247 131V135L248 136L246 138V142H243V143H241L239 145V143L237 141L239 139L237 137L233 138V143L235 145L234 147H236L237 149H240V150H242L244 152L247 151V157L249 159L247 160V162H244L242 160L236 161L235 162L236 169H235V171L233 173L234 175L233 176L230 175L229 177H228V173L225 175L227 182H228V178H229L231 183L237 184V186H239L241 188H245L244 189V193L246 194V197L248 198L249 204L253 208L255 207V210L257 209L256 207H258V209L256 210L258 215H259L258 211L261 210V208H262L261 206L264 205V141L262 140L260 142V140L258 138L259 136L264 137V132H262V128H264L263 127V124H264V111H259ZM139 113L142 114L143 117L145 116L148 119V122L150 121V123L154 126L153 128L156 129V131L149 132L148 135L146 134L147 137L145 136V132L143 130L140 131V127H138L140 124L135 123V120L138 119V117L140 118ZM247 114H248V112H247ZM19 115H21L20 118H19ZM95 115H94V117L96 118ZM26 116H27V118H26ZM14 117H17V116H14ZM74 118H75V116H74ZM124 119H127V120L131 121L130 124H128L127 121H124ZM251 119H252V121H254L253 118H251ZM29 120H30V123H28ZM141 120H142V118L140 119V121ZM143 120L146 121L145 118H143ZM92 121H93V119H92ZM94 122H95V119H94ZM136 122H137V120H136ZM14 123H15V121H14ZM8 124H10V123L8 122ZM41 124L43 125L42 127L44 129H41ZM132 125L134 126L133 128H131ZM147 126H145V127L147 129H149V131H151L150 128H148L149 126L148 127ZM176 126H177V128H179L178 124H176ZM15 128H17V126H15ZM128 128H131V129L129 130ZM133 131H135V132H133ZM35 132H37V133H35ZM174 132H175V130H174ZM38 133L42 134V135H39ZM30 134H34L35 139H36V135L38 134L37 135V140L33 139L34 141H36V143H34V141L31 140V138L29 137ZM1 135L2 134H0V137H1ZM39 136H43L44 137V139H43V141H44L43 145L44 146H42L40 144V142H38V138H40ZM52 136L54 137L53 139L50 138ZM195 136L196 135H193L194 141H195ZM152 137L157 138L158 141L156 142V140H154V142H153L151 140V139H153ZM16 138H18V140H16ZM49 138H50V140H49ZM41 139H42V137L40 138V140ZM61 139H63V140H61ZM51 140L52 141L54 140L53 141L54 144H53V142ZM184 140L189 141L188 138H184ZM146 141L148 143H146ZM24 143L27 144V145H24ZM57 144H55V145H57ZM246 144H248V147H244ZM59 145H60L61 149H62V147H64V146H61V144H59ZM26 146H28V147H26ZM17 148H19V147H17ZM82 148L83 147H81V149ZM154 148H156L157 151H159V149H160L161 154L158 155V156L161 157V158L157 159V157H155L157 154L154 155V153H156V152H154L155 151ZM73 150H72V153H73ZM24 151H25V153H24ZM6 152H8V151H6ZM61 152H62V150L59 151V153H61ZM67 152H66V154H67ZM62 154L64 155L65 153H62ZM76 154H74V153L71 154V155L67 154L70 157H68L67 155L66 156L62 155V156H63V159L68 157L69 159H67V160H68V162H70L69 160H70L71 156L75 155L72 158L76 162L77 158L80 159V155L78 156ZM158 154H159V152H158ZM5 155H7V153ZM39 157H37V158H39ZM3 159H5V158L4 157L2 158V163L3 162L8 163L7 161H4ZM130 159H134L132 164L130 163V162H132V161H130ZM158 160H160V161H158ZM249 160H250V162H249ZM71 161H72L71 162L72 166H74L73 164H77L78 162L79 163L83 162V161H81V159L78 160L77 163H75V162L73 163V160H71ZM86 162L84 161L85 165L87 164ZM14 164H15V166H14ZM85 165H83L82 167L85 168ZM132 165H134V166L131 167ZM195 167H197V172H196V170H194ZM239 168H242L244 170H239ZM107 169H108V171L105 172V170H107ZM0 171H2V170L0 169ZM159 172H162L163 174L165 173V175H162ZM244 172H246V174H247L246 176L243 175ZM129 173L131 174L130 177L128 176ZM89 174H91V173H89ZM178 174H181V175L178 176ZM73 175L74 176L76 175L77 177H79V181H77L78 178H76V180H75ZM10 176H12V175L11 174L10 175H8V174L6 175L5 173L0 175V195L5 201H7L9 203H13V201L15 200V197H14V194H13L14 190L12 189V184H13V182L15 180L13 181L12 178L10 179ZM249 177H251V179ZM84 178H86V179H84ZM80 179H81V181H80ZM142 179L143 178H141L138 181H141ZM134 180H136V179H134ZM10 181H12V184H10ZM191 181L193 183H191ZM166 182H167V180H166ZM244 182H245V184H244ZM168 183L166 185L167 187L169 186ZM130 185H132V186L130 187ZM227 185H225V187ZM15 186H16V184H15ZM15 186H14V188H17ZM135 186H133V187H135ZM172 187L175 190H173ZM18 189H20V187L17 188V190ZM131 193H130V195H131ZM56 195H55V197L58 196L56 198V199H58L57 201H60L62 197L60 195H57V196ZM62 196H64V195H62ZM162 196L164 197V195H162ZM140 197L144 198L143 196H140ZM118 198L121 199V201H122L121 203H120V200L118 201ZM201 198H203V199H201ZM110 199H112L113 202H114L111 205L109 204V200ZM173 200L174 201H176V200L178 201V202H176V205H172V201ZM200 200H204V197L203 196L200 197ZM200 200L199 201L195 200V203L196 202L199 203ZM208 201H209V199H208ZM200 203L203 204L204 201H203V203H202V201ZM90 204H92V205H90ZM143 204H147V203L145 202ZM197 205H199V204H197ZM199 207H201V206H199ZM193 208H194V206H193ZM165 209H166V206H165ZM87 214H89V212L84 213L82 216L87 215ZM188 218H189V220H188ZM185 219L187 220L186 224H189L190 221H193V220H190L191 219L190 215H189V217H187ZM177 223H179V221ZM191 223H192L191 225H193V222H191ZM139 224H140V226L143 225L142 222H140ZM169 226H170V224H169ZM164 241H165V239H164ZM165 243H166V241H165ZM258 245H259V243H256V246H258ZM255 248L257 249V247H255ZM258 249H260V248H258ZM210 253L212 255L214 253V251L210 252ZM31 256L34 257L33 258L34 263H31V264H45V263H43L41 261V259L39 257L33 256V254H30L29 252H27V251H25V250H23L21 248H17L15 245H13V244H11L9 242H5L3 240L0 241V260L3 262V264H25L26 260L28 261V258L31 257ZM28 264H29V262H28Z\"/></svg>",
  "mask_w": 264,
  "mask_h": 264
}]
</instances>
